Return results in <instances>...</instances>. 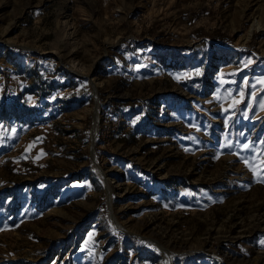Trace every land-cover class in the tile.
Returning a JSON list of instances; mask_svg holds the SVG:
<instances>
[{
  "label": "rangeland",
  "instance_id": "rangeland-1",
  "mask_svg": "<svg viewBox=\"0 0 264 264\" xmlns=\"http://www.w3.org/2000/svg\"><path fill=\"white\" fill-rule=\"evenodd\" d=\"M262 101L264 0H0V264H264Z\"/></svg>",
  "mask_w": 264,
  "mask_h": 264
},
{
  "label": "snow or ice",
  "instance_id": "snow-or-ice-1",
  "mask_svg": "<svg viewBox=\"0 0 264 264\" xmlns=\"http://www.w3.org/2000/svg\"><path fill=\"white\" fill-rule=\"evenodd\" d=\"M262 105H264V101L261 102ZM229 147H232L231 145ZM236 147L239 149V148H243V149H248L249 148V145L247 144H243V145H236ZM246 165L248 164V161L246 160L245 161Z\"/></svg>",
  "mask_w": 264,
  "mask_h": 264
},
{
  "label": "bare ground",
  "instance_id": "bare-ground-1",
  "mask_svg": "<svg viewBox=\"0 0 264 264\" xmlns=\"http://www.w3.org/2000/svg\"><path fill=\"white\" fill-rule=\"evenodd\" d=\"M252 30H253V28L252 29H250L249 30V33H251L252 32ZM223 69V68H222ZM97 117L95 118V121H94V127H93V132H94V134H95V132L97 131V123H96V121H97ZM114 214V213H113ZM113 217V216H112ZM124 230V229H123ZM160 245V244H159Z\"/></svg>",
  "mask_w": 264,
  "mask_h": 264
}]
</instances>
